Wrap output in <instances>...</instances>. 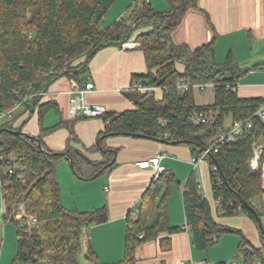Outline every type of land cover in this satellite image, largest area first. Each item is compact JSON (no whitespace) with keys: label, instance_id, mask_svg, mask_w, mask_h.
Segmentation results:
<instances>
[{"label":"trees","instance_id":"obj_1","mask_svg":"<svg viewBox=\"0 0 264 264\" xmlns=\"http://www.w3.org/2000/svg\"><path fill=\"white\" fill-rule=\"evenodd\" d=\"M116 1L0 0V115L13 112L15 105L28 97L31 99L23 105L29 106L31 113L38 110L42 127L46 114L56 109L52 102L44 101L54 82L67 78L73 89H83L90 61L108 46L137 42L145 55L147 72L133 75L131 88L124 93L136 108L99 117L103 118L105 128L92 150L101 151L105 160L93 161L80 151L70 154L75 175L82 180L94 179L114 168L116 162L109 165L117 150L110 152L105 146L111 137L142 134L168 144L180 142L179 145L191 148L193 158L209 147L214 133L212 126L192 124L190 118L194 113L216 114L218 125H225L229 117L232 122L252 118L264 104V99L239 97L237 83L250 69L240 68L232 54L218 64L214 58L215 37L194 50L173 43L172 34L186 13L197 8L198 0H167L171 7L168 12L157 11L149 1L135 0L127 10V18L102 28ZM178 64L183 65V70L178 69ZM180 79H187L192 85H212L214 104L198 106L194 88L178 89ZM137 84L160 88L162 97L158 98L154 90L138 91ZM0 129L22 131L11 121L3 123ZM262 138L264 124L254 122L252 129L244 130L206 161L220 215H246L258 227L261 215L251 202L263 194L264 188L261 172L252 170L251 161L254 146ZM36 139L42 142L41 137ZM42 145L46 152L39 149L37 140L0 132V180L5 208L2 220H10L17 227L13 264H81L84 231L108 222L109 209L106 205L89 212L66 208L56 177V166L63 157L50 155L56 152L43 142ZM10 170L12 174H8ZM180 185L169 168L153 177L140 202L127 216L125 258L114 264H136V250L158 239L164 227L168 235L160 238V245L163 250L170 248V235L182 228L167 226V205L174 187ZM182 193L186 228L195 249L208 251L224 235H242L241 231L217 222L195 172L187 179ZM22 200L29 205L27 213L37 219L35 227L11 219L14 204ZM260 233L264 239L261 230ZM249 245L243 239L240 246L246 264L257 260L264 264V247L248 248ZM85 258L91 264H100L91 247Z\"/></svg>","mask_w":264,"mask_h":264},{"label":"crops","instance_id":"obj_2","mask_svg":"<svg viewBox=\"0 0 264 264\" xmlns=\"http://www.w3.org/2000/svg\"><path fill=\"white\" fill-rule=\"evenodd\" d=\"M148 1L159 12H168L171 9L167 0ZM129 7L126 5L118 8L115 20L125 18L123 12ZM214 37V58L218 64L226 62L232 54L240 68L250 69L237 83L239 97L264 99V0H198L197 8L186 13L172 34V41L175 45H186L194 50L210 43ZM127 44V48L123 44L105 47L92 58L86 78L87 83L94 85V90L87 94V104L101 105L109 113L117 114L136 108L135 103L124 93L131 88L133 75L145 74L147 65L139 44ZM178 69L183 70V65L178 64ZM208 89L212 90L213 96L206 97L207 102H201L205 98L195 93L194 100L198 106L214 104L215 91L212 85H207L205 89L194 88L201 92ZM71 90L70 81L61 78L44 95V101L52 102L56 109L46 114L42 124L46 132L43 134L38 110L31 113L27 105L16 109L12 114L18 111L17 119L10 121L16 127H21L23 132L35 138L41 137L43 144L51 151L69 154L80 151L89 159L102 162L105 160L102 152L92 148L98 143L99 135L105 128L104 120H72L69 116ZM152 90L156 91L158 98L162 97L160 88ZM230 119L232 120L231 117L226 119V126L231 125L232 121L228 123ZM259 144L264 147V138L260 139ZM105 146L112 152L117 150L116 165L108 173L96 179L82 180L72 173L69 160L68 165L61 164L62 178L56 173L62 193L64 187H67L69 191L83 194V203L92 210L108 206L109 221L85 230L82 236V249L88 252L91 247L100 264H114L124 260L127 216L140 202L154 177L153 171L141 169L138 163L157 155L164 156L161 166L171 169L177 179L183 181L180 186L174 187L167 205V226L182 229L170 235V248L163 250L160 238L168 235L167 227H164L158 239L147 242L136 250V264H182L190 261L196 264H246L240 250L243 239L256 248L264 247L260 229L249 217L220 215L219 203L213 196L210 165L204 161L194 167L190 147L126 135L107 139ZM60 162L61 160L59 164ZM193 172L198 177L201 193L210 202L217 222L241 231L243 236L227 234L208 251L195 249L186 228L182 193L184 184ZM251 204L261 215L264 227V192ZM79 205L75 203L72 210L85 211ZM6 222L2 221L3 225L0 226V264H13L17 245L12 229L5 225ZM250 245L247 247H251Z\"/></svg>","mask_w":264,"mask_h":264},{"label":"built area","instance_id":"obj_3","mask_svg":"<svg viewBox=\"0 0 264 264\" xmlns=\"http://www.w3.org/2000/svg\"><path fill=\"white\" fill-rule=\"evenodd\" d=\"M148 1V0H146ZM121 17L120 19H122ZM119 19V20H120ZM123 47L127 48L128 44L124 43ZM206 84L192 85L191 82L187 79H180L177 82V87L180 91H187L190 88L205 89ZM135 89L138 91H150L153 88L147 87L141 84H137ZM94 90V85L92 83H86L83 89H73L70 91V105H69V116L72 120L77 119H93L103 117L108 113V110L101 105H89L86 103V96L88 93ZM31 98L26 97L21 103L15 105L13 112L21 107L23 104L27 103ZM8 112L0 115V119L9 117L11 113ZM217 115L213 113H194L190 122L195 125H208L214 128L213 136L210 140V145L206 148L199 156L192 158V163L194 167H197L200 163L206 162L209 158V155L212 153H217L219 149L226 144L234 142L237 137H239L244 130L252 129L254 127V122H260L264 124V104L253 114L252 118L247 120H237L231 123L230 126L218 125ZM163 155H157L156 157L142 161L138 163V166L143 170H151L154 172V176L158 177L159 174L165 171V168L161 166V161L163 160ZM15 159V158H14ZM264 147L260 144H255L254 146V156L251 161V168L254 171L261 172L263 183H264ZM13 171L10 170L8 174H12ZM2 181L0 180V192H1V207H0V220L3 219L5 212L4 208V196L2 190ZM21 208L22 212L20 213L17 221L21 222L22 225H28L29 227H35L37 225V219L27 213V208L29 205H25ZM264 255V252H263ZM182 264H196L193 261ZM202 264H209L204 263ZM254 264H262L261 260L255 261Z\"/></svg>","mask_w":264,"mask_h":264},{"label":"rangeland","instance_id":"obj_4","mask_svg":"<svg viewBox=\"0 0 264 264\" xmlns=\"http://www.w3.org/2000/svg\"><path fill=\"white\" fill-rule=\"evenodd\" d=\"M132 2H134V0H117L116 1V5L110 10V12H109V14L107 15V17L104 19V21H103V23H102V28H105V27H107V26H109L112 22H114L115 21V18H116V16H118V15H116V11H117V9L118 8H120V7H122V6H130L131 5V3ZM127 8V7H126ZM160 12H163V11H160ZM123 14L125 15V18H127L128 17V12L127 11H125L124 10V12H123ZM123 15V16H124ZM195 93L197 94V95H201L202 97H204L205 99H203V100H201V99H199V100H201V102H207V99H206V97H208V98H210V97H212L213 96V92H212V90H210V89H208V90H206V91H204V92H201V91H199V90H194L193 91V95L195 96ZM17 115H18V111L15 113V114H13L11 117H8V118H6V119H0V126L3 124V123H5V122H8V121H13V120H16L17 119ZM231 119L230 120H228V123L230 124L231 123ZM262 161H264V159L262 160ZM62 163H66L67 164V160L66 159H61V162H60V164H59V162H58V164H57V166H56V173L58 174V176L60 177V178H62L61 176V164ZM65 164V165H66ZM68 165V164H67ZM70 166V165H69ZM72 171V170H71ZM73 173V172H72ZM180 183L181 182H183L182 180L180 181L179 179H177ZM80 191H82V190H80ZM82 197H83V194H81V193H79V192H76V193H74V192H72V191H69L68 190V188L67 187H64V189H63V193H62V195H61V200H62V203H63V205L66 207V208H68V209H70V210H72V208H74L75 207V203H78V204H80L79 206H80V208H84V209H82V210H85V211H80V212H89V210H92V209H90V207H87L86 205H85V203H83V199H82ZM25 200H22L20 203H16V204H14V206H13V215L11 216V219L12 218H14V219H18L19 218V216H20V213L22 212V210H21V208L23 209V205H25ZM0 207H1V192H0ZM97 208H99V207H97ZM89 209V210H88ZM88 210V211H87ZM2 221L3 220H0V226L1 225H3L2 224ZM5 225H8L11 229H12V232H13V234H14V240H15V245H17V238H16V231H17V227L15 226V224L14 223H12L10 220H8V222H6V224ZM4 225V226H5ZM4 226L2 227V229L4 230ZM3 232V231H2ZM88 252L87 251H85V250H83V252H82V254H81V256H80V261H81V264H91L89 261H87L86 260V258H85V255L87 254Z\"/></svg>","mask_w":264,"mask_h":264},{"label":"water","instance_id":"obj_5","mask_svg":"<svg viewBox=\"0 0 264 264\" xmlns=\"http://www.w3.org/2000/svg\"><path fill=\"white\" fill-rule=\"evenodd\" d=\"M3 131H5V132H11V133H13L14 135H22V136H25V137L29 138V139L32 140V141L37 140V143H38V147H39V149H40L42 152H46L45 149H44V147H43V145H42V142H41L40 140L36 139L35 137H33V136H31V135H29V134L23 132V131H11V130H8V129H0V132H3ZM126 136H128V134H127ZM131 136H132V137H135V138H139V139H148V140H153V141H156V142H162L160 139L147 137V136L142 135V134H132ZM98 143H99V142H98ZM172 144H173V145H179L180 142H173ZM108 151H110V150H108ZM110 152H111V151H110ZM50 155H53V156H54V155H61V157H63L64 159L69 160V161H70V166H71V169H72L73 173H74V174L76 173V171H75V166H74V161H73L72 156L69 154V152H66V153H53V154H50ZM115 162H116V159H114L113 162H112L109 166H111V165H112L113 163H115ZM107 167H108V166H107ZM97 177H98V176L94 177V179H96ZM241 201H242V203H243V205H244L245 207L250 208V206H249V205H248L243 199H241ZM259 228H260V230H261V232H262V234H263V236H264V227H263V225H262L261 219H259Z\"/></svg>","mask_w":264,"mask_h":264}]
</instances>
